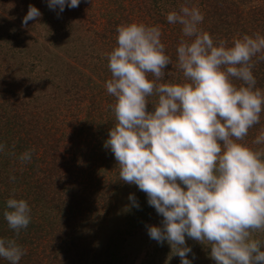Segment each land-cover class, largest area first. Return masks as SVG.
<instances>
[{"label":"clouds","instance_id":"9594fccd","mask_svg":"<svg viewBox=\"0 0 264 264\" xmlns=\"http://www.w3.org/2000/svg\"><path fill=\"white\" fill-rule=\"evenodd\" d=\"M46 2L58 15L80 4ZM41 15L30 4L22 25ZM166 19L181 25L189 38L176 50L184 82L164 81L172 61L159 26L118 25V46L108 53L111 79L105 85L115 97L117 122L104 147L115 157L119 178L146 193L162 217L159 224L146 226L149 237L161 245L167 242L180 264H193L186 237L210 245L208 255L216 264H264L260 241L250 238L252 231L264 230V153L237 142L264 111V92L255 87L251 64L264 51V36L244 34L231 46L216 44L199 28L204 16L197 7L182 6ZM233 78L243 84L237 87ZM152 95L158 99L149 111ZM254 142L264 143V132ZM4 147L0 144V151ZM19 159L31 161L32 150ZM129 200L140 206L134 194ZM30 213L28 202L15 197L2 210L17 233L29 225ZM24 253L14 239L0 237V257L10 264H19Z\"/></svg>","mask_w":264,"mask_h":264},{"label":"trees","instance_id":"16d2710c","mask_svg":"<svg viewBox=\"0 0 264 264\" xmlns=\"http://www.w3.org/2000/svg\"><path fill=\"white\" fill-rule=\"evenodd\" d=\"M114 2V6L106 3L105 9L97 12L105 24L101 32L94 30L96 34L88 36L85 49L73 48L65 57L52 56V72L37 70L42 74L32 76V81L38 78L34 82L38 88L17 87L10 95L12 99L0 88V144L5 145L0 151V237L14 239L25 250L19 264L81 263L84 253L78 244L83 234L75 226H79L77 221L83 217V210L93 207L96 196L101 198L104 192L103 185L95 187L87 177L93 173L98 155L109 151L108 155L114 156L97 144L101 142L104 146L108 137H105V126L110 128L117 122L112 108L115 97L107 92L105 85L111 79L108 53L118 46V25L136 22L160 27L165 54L172 61L166 65L164 81L175 83L185 79L177 66V46L182 39L189 38L184 37L181 25L167 21L168 12L179 11L182 6L199 8L204 16L199 28L208 32L216 44L223 41L225 46H231L244 34L264 36V0ZM30 4L42 15L23 26L22 18ZM85 10L79 4L75 8L65 7L58 15V10L49 9L46 0H0V59L4 62L8 58L7 51L17 52L16 62L19 65L28 62L29 70H33L39 66L40 56L34 54L38 62H31L22 59L23 52L17 49L19 45L28 47V33L37 31L43 23L60 22L64 33H85L88 28L83 23ZM3 49L6 50L2 52ZM261 56L264 51L254 56L251 64L255 87L264 92ZM50 60L46 58L47 63ZM233 83L237 87L243 84L235 78ZM147 99V109L151 111L158 98L152 95ZM263 114L264 111L260 117ZM72 119V126H68ZM96 120L100 123L98 133L92 126ZM26 150H32L31 161L19 159ZM9 197L23 198L31 208L30 223L19 233L8 227L2 215ZM0 264L10 262L0 257Z\"/></svg>","mask_w":264,"mask_h":264},{"label":"rangeland","instance_id":"374dc122","mask_svg":"<svg viewBox=\"0 0 264 264\" xmlns=\"http://www.w3.org/2000/svg\"><path fill=\"white\" fill-rule=\"evenodd\" d=\"M106 3H110L111 6L115 4L114 0H81L80 7H86L83 23L88 28L85 33H64L61 30L63 26L61 22L48 25L43 23L37 31L28 33L26 40L29 48L19 45L17 49L23 52L22 59L31 62H38L34 54L40 56L39 66L33 70H29L28 62L23 65L16 62L17 52L7 51L8 58L4 59V62L7 61L6 64L0 59V69L4 70H0V88L4 95L10 96L17 87L22 90L26 87L38 88L39 86L34 83L38 82V78L32 81V76L38 77V74H42L37 70L52 72L54 70L52 56L65 57L73 48L85 49L87 38L103 29L104 18L99 17L97 12L104 8ZM94 30H97L96 33L93 32ZM4 50L6 49L1 51L4 52ZM46 58L51 59V62L47 63ZM27 76H30V79H27ZM10 98L12 99L11 96ZM72 122L73 119L69 121L68 126H72ZM98 122V120L92 122L93 131L97 133L99 132L97 127L100 125ZM112 127L105 126V137L108 136ZM262 132H264V114L260 117L259 123L254 124L247 135L237 142L247 145L254 151L264 153V143L254 142ZM97 135L95 133V136ZM79 141L80 137L77 138L80 145ZM99 144L103 150L107 149L101 142L97 145ZM108 154L110 152L105 151V155H98L94 159V171L91 172L90 177H87L95 187H97L96 184L103 185L104 192L101 198L96 196L98 199H95L93 207L83 210V217L77 221L79 226H75L77 232L80 231L83 234V239L78 244L84 253L80 264H180V257L172 254L171 246L167 242L161 245L149 237L146 226L159 224L162 217L157 214L154 207L148 204L146 193L139 190L135 184H129L119 178V166L114 156ZM261 159L264 160V155ZM129 194H134L137 198L140 205L138 208L131 206ZM250 238L259 240L261 250H264V230L252 231ZM186 244L192 248V252L188 255L193 260V264H216L208 255L211 251L210 245L188 237H186Z\"/></svg>","mask_w":264,"mask_h":264}]
</instances>
